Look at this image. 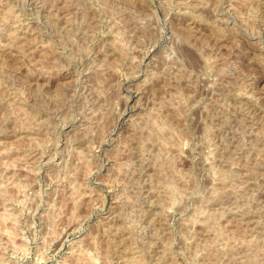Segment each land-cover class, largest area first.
Wrapping results in <instances>:
<instances>
[{"label":"rangeland","instance_id":"1","mask_svg":"<svg viewBox=\"0 0 264 264\" xmlns=\"http://www.w3.org/2000/svg\"><path fill=\"white\" fill-rule=\"evenodd\" d=\"M0 264H264V0H0Z\"/></svg>","mask_w":264,"mask_h":264}]
</instances>
